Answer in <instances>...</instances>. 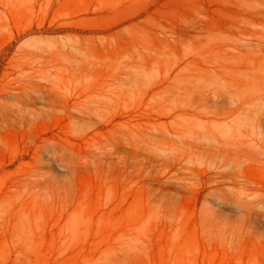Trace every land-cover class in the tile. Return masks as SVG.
<instances>
[{
	"label": "rangeland",
	"instance_id": "obj_1",
	"mask_svg": "<svg viewBox=\"0 0 264 264\" xmlns=\"http://www.w3.org/2000/svg\"><path fill=\"white\" fill-rule=\"evenodd\" d=\"M246 24L264 0H0V264H264V165L220 180L184 93L190 34Z\"/></svg>",
	"mask_w": 264,
	"mask_h": 264
},
{
	"label": "bare ground",
	"instance_id": "obj_2",
	"mask_svg": "<svg viewBox=\"0 0 264 264\" xmlns=\"http://www.w3.org/2000/svg\"><path fill=\"white\" fill-rule=\"evenodd\" d=\"M228 29L190 34L184 93L192 121L212 117L227 122L208 147L216 149L220 180L250 189L239 172L248 164L264 165V24ZM122 77L113 85L125 83Z\"/></svg>",
	"mask_w": 264,
	"mask_h": 264
}]
</instances>
